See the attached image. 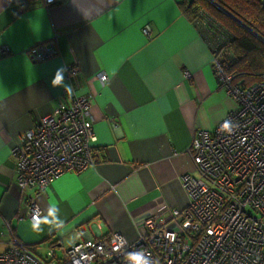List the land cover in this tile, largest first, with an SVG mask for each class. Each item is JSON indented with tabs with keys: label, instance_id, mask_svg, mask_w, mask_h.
<instances>
[{
	"label": "crops",
	"instance_id": "obj_1",
	"mask_svg": "<svg viewBox=\"0 0 264 264\" xmlns=\"http://www.w3.org/2000/svg\"><path fill=\"white\" fill-rule=\"evenodd\" d=\"M182 1L0 0V252L14 238L41 257L43 242L61 252L112 230L133 241L148 215L187 205L180 176L196 173L187 150L193 133L212 130L236 103L216 75L214 37ZM51 38L57 51L32 60L28 49ZM72 65L79 70L69 83ZM60 67L65 83L92 99L97 161L49 183L35 197L41 215L33 223L11 148L72 100L52 86ZM51 208L59 228L39 223Z\"/></svg>",
	"mask_w": 264,
	"mask_h": 264
},
{
	"label": "built area",
	"instance_id": "obj_2",
	"mask_svg": "<svg viewBox=\"0 0 264 264\" xmlns=\"http://www.w3.org/2000/svg\"><path fill=\"white\" fill-rule=\"evenodd\" d=\"M56 51L51 38L30 47L28 55L35 61ZM218 52L214 47L215 72L236 106L212 130L193 133L187 150L196 173L180 176L188 197L185 207L148 215L133 241L112 230L61 252L49 245L41 257L14 238L0 252V264H135L129 254L139 251L154 264H264V72L247 88L232 84ZM78 70L76 65L67 67L69 83ZM184 75L191 77L188 69ZM98 78L104 81L107 74L100 72ZM62 94L72 95L70 103L56 104L11 148L15 180L29 191L26 217L33 223L41 215L35 197L49 183L97 161L91 97L75 93L72 85L71 91L62 88ZM226 119L238 126L234 132L222 130Z\"/></svg>",
	"mask_w": 264,
	"mask_h": 264
},
{
	"label": "trees",
	"instance_id": "obj_3",
	"mask_svg": "<svg viewBox=\"0 0 264 264\" xmlns=\"http://www.w3.org/2000/svg\"><path fill=\"white\" fill-rule=\"evenodd\" d=\"M183 12L192 19L205 21L214 37V47L222 55V69L231 83L247 88L264 72L263 0H183ZM54 246L55 243H52ZM27 249L37 254L33 247ZM56 248V247H55Z\"/></svg>",
	"mask_w": 264,
	"mask_h": 264
},
{
	"label": "clouds",
	"instance_id": "obj_4",
	"mask_svg": "<svg viewBox=\"0 0 264 264\" xmlns=\"http://www.w3.org/2000/svg\"><path fill=\"white\" fill-rule=\"evenodd\" d=\"M65 71L66 69L63 67L58 68L51 83L53 87H63L65 91H71V85L65 83L64 81ZM237 127L238 126L229 119H226L221 125L222 130L228 133L234 132ZM58 212L59 209L51 208L48 215L45 216L39 223L47 224L50 228H59L63 222L59 220ZM37 228L39 229V224H37ZM129 258L134 261L135 264H154V262L148 258L143 251L130 253Z\"/></svg>",
	"mask_w": 264,
	"mask_h": 264
},
{
	"label": "rangeland",
	"instance_id": "obj_5",
	"mask_svg": "<svg viewBox=\"0 0 264 264\" xmlns=\"http://www.w3.org/2000/svg\"><path fill=\"white\" fill-rule=\"evenodd\" d=\"M38 249H41V254L44 253V255L46 254V250L48 249V247L45 245V243L43 242Z\"/></svg>",
	"mask_w": 264,
	"mask_h": 264
},
{
	"label": "water",
	"instance_id": "obj_6",
	"mask_svg": "<svg viewBox=\"0 0 264 264\" xmlns=\"http://www.w3.org/2000/svg\"><path fill=\"white\" fill-rule=\"evenodd\" d=\"M264 1V0H263Z\"/></svg>",
	"mask_w": 264,
	"mask_h": 264
}]
</instances>
